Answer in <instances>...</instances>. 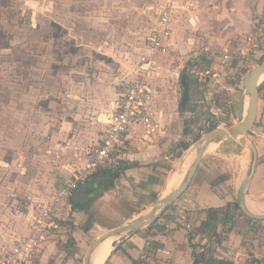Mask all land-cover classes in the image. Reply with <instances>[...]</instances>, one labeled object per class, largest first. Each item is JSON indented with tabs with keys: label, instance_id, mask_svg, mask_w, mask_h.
<instances>
[{
	"label": "rangeland",
	"instance_id": "374dc122",
	"mask_svg": "<svg viewBox=\"0 0 264 264\" xmlns=\"http://www.w3.org/2000/svg\"><path fill=\"white\" fill-rule=\"evenodd\" d=\"M230 1L203 2L205 8H200L199 4L197 10L215 13L229 7ZM164 2L0 0V254L25 232L26 218L38 205L43 207L58 200L57 190L64 179L87 170L88 160L98 146L123 83L137 76V65L143 56H152L151 35ZM200 11L195 13L197 20L204 14ZM213 18L215 15L209 20ZM194 26L187 30V35L191 30L195 32ZM216 28L197 30L196 44L187 53L173 49L172 53L183 55L182 61L177 60L180 55L162 57L169 60L162 88L181 114L199 90L189 73L184 86L182 69L196 59L193 51L214 43L215 35L210 30ZM238 77L240 75L236 79ZM239 80L234 87L241 88L243 78ZM213 94L214 101L220 102L222 107L232 104L233 95L219 89ZM225 119L228 125L218 129L236 123L230 117ZM184 120L186 124L180 119L181 124L179 122L174 131L178 134L184 128L193 138L187 144L186 156L205 134L195 131L200 127L199 119L185 117ZM180 138L182 136L179 140L185 142ZM109 166L115 165H106ZM174 173L163 177V188ZM102 177L101 173L90 179L96 190L84 200L75 198L73 210L64 209L66 230L60 239L70 235L76 244L71 234L73 220L78 219L80 226L92 225L83 233L84 243H92L107 229L147 212L156 201L148 204L155 196L146 189H123L116 184L104 189ZM75 209L83 214L73 215ZM260 209L264 211V207ZM231 212L225 222V226L226 223L231 226L223 230L243 234L245 246L240 254L232 251L229 257L249 264H253L257 256L264 260V219L250 216L242 207ZM25 220V227H15ZM26 230L28 232V227ZM211 233L209 230L208 234ZM221 237L212 239L221 242ZM84 258L85 253L82 264Z\"/></svg>",
	"mask_w": 264,
	"mask_h": 264
},
{
	"label": "crops",
	"instance_id": "0c3cea01",
	"mask_svg": "<svg viewBox=\"0 0 264 264\" xmlns=\"http://www.w3.org/2000/svg\"><path fill=\"white\" fill-rule=\"evenodd\" d=\"M212 1L174 0L177 9L172 20V49H177L179 53H187L196 44L194 36L198 33L197 30L202 27L203 29L217 27L210 30L215 35L213 37L215 38L214 43L204 46V50L193 51L196 59L192 64L187 65L189 68L193 64L200 67L212 64L216 66L215 58L222 51L226 40L245 35L255 28L258 21L264 22V0H232L229 7H225L221 11L216 10L215 13L212 10H208L206 13L200 11L202 9L197 10L199 4H201L200 8H205L203 2L210 4ZM196 11L204 13L199 16L200 20H197ZM213 15L215 18L209 20V17L211 18ZM193 24L196 25V27L194 26L195 32L193 33L191 30V34L187 35V30L190 31ZM206 34L208 33L206 32ZM169 54L158 53L153 50L151 55L158 59L161 66L158 72L148 76L153 92L151 106L156 118L165 126L164 130L156 134H149L143 126L130 127L125 143L120 147L119 163L115 165L128 164L116 179L117 181L115 180L116 187L131 190L146 189L147 192L155 196L148 201V204L169 192L173 187H169L170 180H168L167 187L163 188L162 179L167 173L176 172L180 168L179 162H181L182 157H185L186 149L189 146L187 144L190 139L193 140L184 128H181L179 130L181 132L178 134L174 131L180 119L185 124V117H189L190 120L199 119V126H201L203 118H208L211 120L212 127L207 130L206 134L218 129V127L227 126L229 122L225 119L226 117H230L236 123L238 122L235 101L241 94L242 88V86L241 88L234 87L237 80L240 82L239 79L242 77L236 79L238 75H232L228 80H222L221 83H201L193 77L198 83L199 89L195 94L196 97H193L186 104L185 112L182 114L175 110L170 97L164 93L162 88L164 84L161 82L166 71L165 65L169 62L167 58L163 59L162 57ZM263 59L264 57L259 59L256 64L262 62ZM170 61L172 63V60ZM184 68L182 69L181 80ZM187 73L191 75L190 71ZM217 89L223 93L227 92L230 96L233 95L231 105L222 107L220 102L214 101L213 93ZM202 104L209 105V109L204 110ZM211 109H213L212 112ZM198 128L195 129L196 133ZM197 134L196 136H199ZM179 136H182L180 139L185 140V142L182 143ZM187 137L188 141L186 140ZM243 137L245 144L242 146L241 154L226 155L216 151L218 144L217 146H209L190 184L175 200L174 204L163 212L151 227L142 228L118 242L103 264H212L213 259H229L234 264H249L245 260L239 261L229 257L232 251L241 253L245 246V239L243 234L237 231L227 232L223 230L226 229L227 225L231 226V223H226L225 226L220 217L227 208V204L235 201H238L240 206L241 203L244 204L247 210L253 211L248 210L251 213H264L260 209V207H264V84L259 87L258 91L255 125ZM100 139L101 136L99 142ZM210 148H212L211 152H209ZM235 161L236 166L234 165ZM173 176L175 175L173 174ZM69 204L70 202H67L60 207L59 213L63 218L66 217L65 208L67 211L68 209L73 210ZM210 207L220 209L216 230L219 237L221 234L226 235L221 237V242L212 239L208 234L209 232H203ZM233 209L232 206L231 210L233 211ZM76 213L83 214L78 209L74 210L73 215ZM181 214H185L194 227H186ZM73 221L71 237L74 238L76 244L70 235L61 239L59 237L62 235H59L46 244L41 255L39 253L33 262L36 264H82L84 253L86 256L89 246L94 241L84 243L83 233L86 231L83 228L84 225H79L81 220ZM23 224H26V220L22 224L17 223L15 227L18 228ZM26 229L21 234L27 233ZM71 244H74V247ZM253 264H264V260L257 256L254 258Z\"/></svg>",
	"mask_w": 264,
	"mask_h": 264
},
{
	"label": "built area",
	"instance_id": "2783aa9c",
	"mask_svg": "<svg viewBox=\"0 0 264 264\" xmlns=\"http://www.w3.org/2000/svg\"><path fill=\"white\" fill-rule=\"evenodd\" d=\"M176 9L174 0H165L151 35L154 52L169 54L175 51L172 49L171 38L172 20ZM172 54L180 55L177 60L182 61L181 54L176 55L175 52ZM263 57L264 22L258 21L255 28L247 34L226 40L222 51L215 58L216 66L212 64L200 67L193 64L189 71L198 82L221 83L232 75L243 77L249 68ZM160 66L158 59L153 56H143L139 60L137 76L123 83L120 96L107 117L106 128L103 130L100 142L91 154L87 170L64 179L57 190L58 200L43 207L38 205L27 216L28 232L19 235L7 250L1 252L0 264H32L51 239L64 234L65 219L59 213L60 207L70 201L74 191L90 173L109 163L113 165L119 163L120 147L125 143L130 127L143 126L149 134L164 130L165 126L156 118L151 106L153 92L151 82L148 80V76L158 72ZM202 107L204 110L209 109L207 104H202ZM211 127V120L203 118L197 133L204 135ZM181 217L186 227H194L185 214H181Z\"/></svg>",
	"mask_w": 264,
	"mask_h": 264
},
{
	"label": "water",
	"instance_id": "95a60500",
	"mask_svg": "<svg viewBox=\"0 0 264 264\" xmlns=\"http://www.w3.org/2000/svg\"><path fill=\"white\" fill-rule=\"evenodd\" d=\"M182 83L186 87V74L189 66L183 70ZM263 77V78H262ZM264 84V61L252 66L243 76L241 94L235 101V109L238 112V122L226 128H219L208 132L202 136L193 146V150L188 153L180 168L177 170L183 176L181 182L172 190L159 197L151 204L150 209L143 214L133 217L125 224L115 226L103 232L89 246L84 264H92V255L100 243L110 237H118L113 241L114 246L126 238L151 225L157 218L170 206L190 184L206 150L212 142L218 144L216 151L231 155L232 153L241 154L242 146L245 144L244 135L251 131L256 122L258 108L259 87ZM246 100L248 104L246 105ZM186 103V100L184 101ZM241 207L250 216L264 219V214H254L249 212L244 204Z\"/></svg>",
	"mask_w": 264,
	"mask_h": 264
},
{
	"label": "trees",
	"instance_id": "16d2710c",
	"mask_svg": "<svg viewBox=\"0 0 264 264\" xmlns=\"http://www.w3.org/2000/svg\"><path fill=\"white\" fill-rule=\"evenodd\" d=\"M264 60V59H263ZM261 60V61H263ZM128 166V164H124V165H117L115 167H106L105 166H101L99 168H97V170H95L94 172H92L87 179L79 184V187L77 189V192H75L71 197H70V205L72 206V204L75 206V198H78L80 200H84L85 196H88V194L93 191L96 190V188L93 185V182H91L90 179H95L97 178L101 173L103 174V184L102 186L104 187V189H108L114 186L115 184V180L121 175V173L124 171V169H126V167ZM92 183V184H91ZM84 194V195H83ZM171 206V205H170ZM168 206L167 209L170 207ZM233 206V208H239L240 207V203L238 201L235 202H229L227 204V208L225 209L223 216L220 217L222 222H227L229 220V216L231 215V207ZM166 209V210H167ZM165 210V211H166ZM164 211V212H165ZM219 216H220V209L216 208V207H210L208 208V218L205 221V229L203 230V232H209V230H212V233L210 234L211 238H213V236L215 237H219V235L217 234V226L219 223ZM66 222V221H65ZM153 224V223H152ZM149 225L147 226L148 228L152 226ZM91 224H85L83 226V228L87 231L91 228ZM218 235V236H217ZM212 264H234L229 260H225V259H213Z\"/></svg>",
	"mask_w": 264,
	"mask_h": 264
},
{
	"label": "bare ground",
	"instance_id": "6f19581e",
	"mask_svg": "<svg viewBox=\"0 0 264 264\" xmlns=\"http://www.w3.org/2000/svg\"><path fill=\"white\" fill-rule=\"evenodd\" d=\"M263 78V77H262ZM248 104L247 100H246V105ZM212 145L217 146L216 142H212L210 147ZM175 176L171 177L169 180V187H172L170 190H172L173 188H175L182 180L183 176L180 172L176 171L174 173ZM169 190V191H170ZM117 237H110L107 238L106 240H104L102 243H100L98 245V247L95 249L93 255H92V264H103L105 262V260L107 259V257L109 256L110 252L112 251L114 244L113 241L116 239Z\"/></svg>",
	"mask_w": 264,
	"mask_h": 264
}]
</instances>
